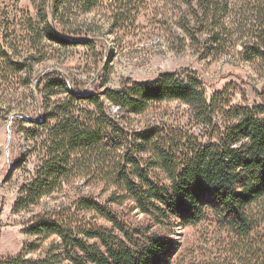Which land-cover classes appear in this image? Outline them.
<instances>
[{"label": "rangeland", "instance_id": "374dc122", "mask_svg": "<svg viewBox=\"0 0 264 264\" xmlns=\"http://www.w3.org/2000/svg\"><path fill=\"white\" fill-rule=\"evenodd\" d=\"M44 1L0 0V149L4 153L0 181L13 169L0 188V260L18 257L36 244V237L24 232L40 219H72L79 226L111 228L100 216L78 210L88 198L130 230L173 242L176 250L168 264H233L235 250L223 229L207 221L194 227H184L177 219L158 223L136 209L121 190L106 186L102 171L97 165L85 167V158L70 165L57 190L36 206L20 212H15V206L47 159L48 132L37 131L31 121L45 120L47 110L69 96L68 89L54 87L55 82H67L82 96L93 87L118 90L156 82L165 74L194 78L202 83L208 103L223 94L215 113L202 116L193 107L171 101L153 104L141 116L126 117L108 104L109 119L129 136L157 127L161 146L180 154L216 144L220 133L225 135L236 123L229 108L251 109L264 100V58L244 54L262 23L258 10L264 8V0H229L226 28L216 44L206 29L217 30L220 25L190 20V4L196 7L198 0L111 2L88 15L73 7L70 24L93 44L66 47L43 33L39 7ZM89 30L94 35L85 37ZM67 40L84 42L77 37ZM17 63L25 66L22 71ZM75 110L85 123V104L77 103ZM25 130H31L30 136ZM137 157L154 182H169L160 165H152L150 158L157 160L153 154ZM54 242L59 240L43 241L42 248L27 254V259L44 258Z\"/></svg>", "mask_w": 264, "mask_h": 264}, {"label": "trees", "instance_id": "16d2710c", "mask_svg": "<svg viewBox=\"0 0 264 264\" xmlns=\"http://www.w3.org/2000/svg\"><path fill=\"white\" fill-rule=\"evenodd\" d=\"M122 1L127 0H46L39 7L45 23L43 33L63 47L93 44L70 24L73 7L81 15H88L104 3ZM228 2L198 0V6L190 4L194 24L221 26L206 29L215 44L226 28ZM258 12L262 23L244 54L264 58V8ZM87 33L85 37L94 35L90 30ZM66 37L84 42H71ZM15 65L18 71L25 67ZM61 86L68 89V99L47 110L45 120L31 121L37 131L48 132L44 143L47 159L36 178L23 188L15 212L36 206L44 196L56 191L69 166L85 158V167L97 165L106 186L121 190L142 214L158 223L177 219L184 227L210 222L231 239L236 254L233 264H264V100L251 109L229 108L228 114L236 123L225 135L220 133L216 144L180 154L161 146L157 127L131 136L120 130L110 122L107 105L131 117L143 115L153 104L177 101L199 110L203 116L216 112L222 93L208 103L201 82L194 78L182 80L174 74L118 90L93 87L82 96L65 81L54 84ZM77 103L85 104V123L76 117ZM224 106L229 107L227 102ZM54 121L57 124L52 126ZM25 131L30 136L31 130ZM152 154L157 159L150 158L152 165H160L168 183L154 182L152 174L142 167V158L137 157ZM78 210L100 216L111 228L79 226L72 219H40L24 232L36 237V244L18 257L0 260V264H168L176 250L170 240L130 230L92 199L82 200ZM50 238L59 242L51 245L44 258L27 259V254L41 249L43 241Z\"/></svg>", "mask_w": 264, "mask_h": 264}, {"label": "water", "instance_id": "95a60500", "mask_svg": "<svg viewBox=\"0 0 264 264\" xmlns=\"http://www.w3.org/2000/svg\"><path fill=\"white\" fill-rule=\"evenodd\" d=\"M51 8V2H50V5H49V9ZM3 150H1L0 149V161H1V158H2V156H3ZM12 168H10L9 169V171L7 172V174H6V176H5V178L2 180V181H0V188H1V186H3L6 182H7V180H8V178H9V176H10V174L12 173Z\"/></svg>", "mask_w": 264, "mask_h": 264}]
</instances>
